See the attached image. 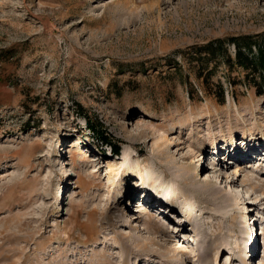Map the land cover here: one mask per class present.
Listing matches in <instances>:
<instances>
[{
	"label": "rangeland",
	"instance_id": "374dc122",
	"mask_svg": "<svg viewBox=\"0 0 264 264\" xmlns=\"http://www.w3.org/2000/svg\"><path fill=\"white\" fill-rule=\"evenodd\" d=\"M231 37L264 0H0V264H264V75L204 50ZM159 155L194 180L163 193Z\"/></svg>",
	"mask_w": 264,
	"mask_h": 264
},
{
	"label": "trees",
	"instance_id": "16d2710c",
	"mask_svg": "<svg viewBox=\"0 0 264 264\" xmlns=\"http://www.w3.org/2000/svg\"><path fill=\"white\" fill-rule=\"evenodd\" d=\"M248 37H231L225 40H217L210 42L205 46V54L209 56L214 62L220 61L222 64H229L230 55L227 51V46H232L234 53L233 58L237 66L249 69L252 72L261 73L264 75V40L262 45L257 44ZM242 41V42H241ZM263 90V86L259 87ZM261 92V91H260ZM221 97L223 96V89L220 90ZM89 129L101 141L102 144L110 146L115 154L119 153V145L114 139L101 127L89 125Z\"/></svg>",
	"mask_w": 264,
	"mask_h": 264
},
{
	"label": "bare ground",
	"instance_id": "6f19581e",
	"mask_svg": "<svg viewBox=\"0 0 264 264\" xmlns=\"http://www.w3.org/2000/svg\"><path fill=\"white\" fill-rule=\"evenodd\" d=\"M157 163H158L157 164L158 169L152 173V179H151L152 181L150 183H152V184L159 183L160 185H163V193H165V194H168L169 192H171L172 190H174L175 186L177 184L179 185V183L180 184H188L192 180H194L193 179L194 177H192V175L190 176V174H188L189 172H185V171L180 172L179 175L176 178H174L171 175V173L169 172V170L166 168V166L164 165V159L162 158V155H159L158 156ZM238 166H236V168H238ZM193 175H194V173H193ZM137 176H138L139 181L141 182V185L142 186L145 185V180L143 179V177L141 176V174H138ZM255 179H257V178H255ZM246 181H247V183H250V186L254 190H258V191L261 190L264 193V184L260 183V181H258V179H257V181H254V180H251V179H247ZM207 183H208V181L206 180V182L201 183V184L208 185ZM233 190H234V188H233ZM205 191L206 190H203L200 187L199 188H194L191 191H189V193H187L189 195H186V196H183V197L185 199H187V200L194 201L196 204H204L206 202V203L215 205V204H217V202H220L222 200L221 199V196L219 197L218 192H213L212 191V192L206 193ZM144 193H145V191H144ZM221 194H222V198H224L226 200L230 198V196H229L230 194L229 193L228 194L227 193H225V194L221 193ZM192 225L196 226V227H194L195 229L199 228L198 227L199 224H198V222L196 220L193 221ZM190 239H191V237H190ZM250 239H251L252 242L254 241L253 238H250ZM188 243H189V241H188ZM181 247H183V249H184L183 251L184 252L192 254V257L195 258V256H199V253L198 252H196V254H195V251L193 249V246H191L190 243L187 244L186 246H181ZM246 254H247L246 257L248 255H250L249 254V250L246 252ZM204 256H207V254L205 253Z\"/></svg>",
	"mask_w": 264,
	"mask_h": 264
}]
</instances>
